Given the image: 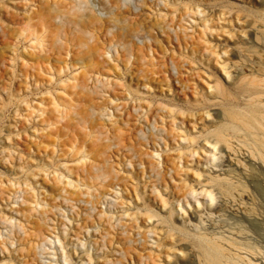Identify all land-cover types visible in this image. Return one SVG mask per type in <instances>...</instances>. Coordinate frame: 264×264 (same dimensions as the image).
<instances>
[{"label": "rangeland", "instance_id": "obj_1", "mask_svg": "<svg viewBox=\"0 0 264 264\" xmlns=\"http://www.w3.org/2000/svg\"><path fill=\"white\" fill-rule=\"evenodd\" d=\"M62 245L264 264V0H0V264Z\"/></svg>", "mask_w": 264, "mask_h": 264}, {"label": "bare ground", "instance_id": "obj_2", "mask_svg": "<svg viewBox=\"0 0 264 264\" xmlns=\"http://www.w3.org/2000/svg\"><path fill=\"white\" fill-rule=\"evenodd\" d=\"M82 4L84 6L85 11L89 12V9H90L89 6L84 1H82ZM67 23H74V24H76V26H78L80 28V30L82 32L88 33V31H87V29L85 27V24L82 23L77 17H70L69 20L67 21ZM170 30H171V34L174 35L176 33V31H177V28H176V26H171ZM115 55H116V52H115ZM170 64L174 67L173 70L175 71V73H177V68L175 66V62L171 61ZM223 67H226V69L224 71L226 72L228 77H230L231 73L228 71V67L226 66L225 63H223ZM218 79L219 80L217 82V85H219L221 87L223 79H221L220 76H218ZM82 83L84 84V82H82ZM201 149H202V151H204L206 153H209V154H211L213 156H217V157L219 156V149L216 148L214 145L212 146V148H209V147H204L203 148L202 147ZM193 152L197 153V150H193ZM192 192L194 193V191H192ZM202 193H201L202 196H200V198H202L204 200H205V198H206V200L208 198V200L210 201V206H212V205H214L216 203V197L214 196V194L211 191L204 190ZM195 200H196L197 206H199L201 204V202L198 199H196V198H195ZM177 202L179 204H181V202L184 203L185 205L189 204V201L185 200V202H184L183 199H179ZM254 205H256V203H255V201L253 199L252 200V207L253 208H248V210H247L248 214L247 215H250L252 217L253 223H254V225H256L257 222H258V217H257L258 213L255 211ZM90 210H91V212L98 213V211H95L93 207H90ZM183 211L185 212L184 213L185 214L184 218L186 220H192V219L196 218V215L194 214V212L200 211V209L197 207V210L193 208V209H189V212L186 211V209H183ZM253 215H256V216H253ZM68 219H71V218L69 217ZM40 235H41L42 239L44 240L43 234H40ZM58 250L61 252L59 257L62 258L66 264H71L72 263L71 262L72 261L71 257L69 255L68 251L65 250L64 246L63 245L60 246V248ZM58 250H57V252H58ZM75 259H77V261H82V258H79L78 256Z\"/></svg>", "mask_w": 264, "mask_h": 264}]
</instances>
